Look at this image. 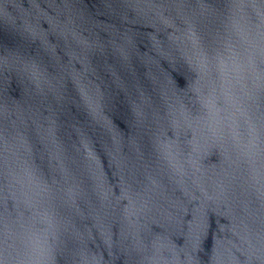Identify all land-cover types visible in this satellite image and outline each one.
<instances>
[{
	"label": "water",
	"instance_id": "water-1",
	"mask_svg": "<svg viewBox=\"0 0 264 264\" xmlns=\"http://www.w3.org/2000/svg\"><path fill=\"white\" fill-rule=\"evenodd\" d=\"M0 264H264V0H0Z\"/></svg>",
	"mask_w": 264,
	"mask_h": 264
}]
</instances>
